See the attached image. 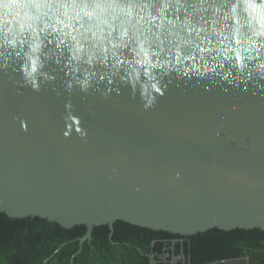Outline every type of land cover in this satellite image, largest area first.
<instances>
[{"label": "water", "instance_id": "water-1", "mask_svg": "<svg viewBox=\"0 0 264 264\" xmlns=\"http://www.w3.org/2000/svg\"><path fill=\"white\" fill-rule=\"evenodd\" d=\"M18 78L0 72V211L66 228L85 224L71 264L95 226L108 224L112 236L116 220L182 235L264 230V95H254L253 85L205 90L174 80L148 111L124 85L106 99L77 92L74 112L87 130L81 138L63 135L67 94L53 91L63 92L61 80L18 93Z\"/></svg>", "mask_w": 264, "mask_h": 264}, {"label": "clouds", "instance_id": "clouds-1", "mask_svg": "<svg viewBox=\"0 0 264 264\" xmlns=\"http://www.w3.org/2000/svg\"><path fill=\"white\" fill-rule=\"evenodd\" d=\"M9 70L18 93L62 81L53 91L67 94L64 137H87L77 92L106 99L124 85L145 111L174 80L264 95V0H0V72Z\"/></svg>", "mask_w": 264, "mask_h": 264}, {"label": "trees", "instance_id": "trees-1", "mask_svg": "<svg viewBox=\"0 0 264 264\" xmlns=\"http://www.w3.org/2000/svg\"><path fill=\"white\" fill-rule=\"evenodd\" d=\"M85 224L66 228L40 216L11 217L0 211V264H71ZM97 225L74 264H264L262 228H212L194 235L116 220ZM63 243H66L61 247ZM61 247V248H60Z\"/></svg>", "mask_w": 264, "mask_h": 264}, {"label": "flooded vegetation", "instance_id": "flooded-vegetation-1", "mask_svg": "<svg viewBox=\"0 0 264 264\" xmlns=\"http://www.w3.org/2000/svg\"><path fill=\"white\" fill-rule=\"evenodd\" d=\"M178 259H179L178 257L173 258L171 264H177Z\"/></svg>", "mask_w": 264, "mask_h": 264}]
</instances>
